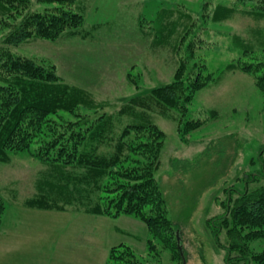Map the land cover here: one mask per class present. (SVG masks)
Segmentation results:
<instances>
[{
	"label": "rangeland",
	"instance_id": "obj_1",
	"mask_svg": "<svg viewBox=\"0 0 264 264\" xmlns=\"http://www.w3.org/2000/svg\"><path fill=\"white\" fill-rule=\"evenodd\" d=\"M31 1L15 16L3 14L6 9L0 7V45L9 31L5 22L46 6ZM76 3L84 21L75 35L57 40L31 36L8 46L54 65L64 82L85 94L91 107H81L80 112L112 116L108 121H116L112 133L132 121L143 123L145 116L148 124L164 132L154 178L173 229L162 232V241L148 253L149 229L142 219L83 209L82 203L100 195L92 188L81 190L90 185V167L10 152L7 161H0V196L6 205L0 264H105L109 248L121 242L131 247L141 264H226L224 237L218 244L208 222L223 212L224 188L240 189L238 182L252 171L251 158L264 145V92L255 84L256 76L264 72V0ZM236 38L255 45L241 53L252 57L257 75L223 68L237 56L230 46ZM195 60L206 69L192 67ZM195 80L204 85L188 91L179 107L154 97L159 105L151 99L131 100L151 95L148 91L157 85L180 81L175 84L181 91L185 85L193 87ZM133 109L140 116L133 115ZM64 117L75 120L72 115ZM37 198L59 202L65 209L22 204ZM176 231L184 261L176 247ZM250 247L261 252L264 239H254Z\"/></svg>",
	"mask_w": 264,
	"mask_h": 264
},
{
	"label": "trees",
	"instance_id": "obj_2",
	"mask_svg": "<svg viewBox=\"0 0 264 264\" xmlns=\"http://www.w3.org/2000/svg\"><path fill=\"white\" fill-rule=\"evenodd\" d=\"M36 1L46 3V6L25 13L15 22H5L9 31L0 45V161H7L10 152L25 151L41 161L90 167L88 179L91 186L82 185L81 190L86 193L92 188L100 195L82 203L83 209L107 216L128 213L142 219L149 229L147 252L150 253L157 242L162 241V232L173 229L164 203L159 200L161 197L154 178L160 165L165 134L155 125L148 124L143 114V123L132 121L118 134L112 133L116 122H108L112 116L103 113L89 116L80 112L81 107H91L84 100L85 94L64 82L54 65L37 62L11 50L8 45L19 44L31 36L57 40L75 35L83 25L84 15L75 8L77 0ZM31 2L0 0V7L6 9L3 14L15 16L19 10L27 9ZM230 46L237 50V56L223 68H236L257 75L259 69L252 57L241 53L255 45L236 38ZM199 66L206 69L202 62L195 60L192 67ZM208 72L206 79H210L216 69ZM175 83L157 85L148 91L151 95L131 100L151 99L159 105L154 97L179 107L183 103L182 97L186 95L185 101L189 95L188 91L204 85L195 80L193 87L185 85L178 91L176 85L180 81ZM255 84L264 92V72L256 76ZM131 112L140 116L135 109ZM64 114L72 115L75 120H65ZM257 153L250 160L252 171L238 182L240 189L224 188L227 196L223 212L208 222L215 241L219 244L224 240L221 244L226 264H264V250L255 253L250 247L254 239H264V145L258 147ZM99 176L101 181L97 180ZM114 193L115 196L107 197ZM27 203L48 207V201L44 199ZM4 212L5 203L0 196V224ZM221 235L224 238L220 242ZM176 247L182 258L177 240ZM135 257L131 247L121 242L109 248L105 264H141Z\"/></svg>",
	"mask_w": 264,
	"mask_h": 264
},
{
	"label": "crops",
	"instance_id": "obj_3",
	"mask_svg": "<svg viewBox=\"0 0 264 264\" xmlns=\"http://www.w3.org/2000/svg\"><path fill=\"white\" fill-rule=\"evenodd\" d=\"M23 205L25 206H29V207H34V208H39V209H52V210H59V211H64L65 207L62 206L63 204L59 203V202H52V203H49L47 206L48 207H39V206H32V205H29L27 202L26 203H22ZM6 213V205H5V212L3 214V216L5 215ZM102 215V214H101ZM3 219V217H2ZM2 223V221H1ZM1 226V224H0Z\"/></svg>",
	"mask_w": 264,
	"mask_h": 264
},
{
	"label": "water",
	"instance_id": "obj_4",
	"mask_svg": "<svg viewBox=\"0 0 264 264\" xmlns=\"http://www.w3.org/2000/svg\"><path fill=\"white\" fill-rule=\"evenodd\" d=\"M176 239H177V244H178V248L180 250V253H181V255H183V247H182V245L180 243V238H179L178 231H176Z\"/></svg>",
	"mask_w": 264,
	"mask_h": 264
}]
</instances>
